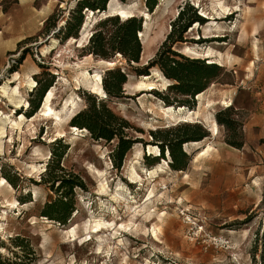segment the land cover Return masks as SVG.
<instances>
[{
	"label": "rangeland",
	"instance_id": "374dc122",
	"mask_svg": "<svg viewBox=\"0 0 264 264\" xmlns=\"http://www.w3.org/2000/svg\"><path fill=\"white\" fill-rule=\"evenodd\" d=\"M13 1L0 0V117L9 120L0 138L2 259L10 264H261L264 0H156L152 12H148L144 0L112 1L115 6H132L128 16L143 20L142 36L138 35L143 54L138 66L155 55L182 8H196L205 20L188 28L184 33L186 42L177 44L175 50L199 59L204 58L185 51L184 46L199 47L201 54L211 50L213 63L223 67L224 73L200 100L194 98L193 110L185 108L178 118L164 116L165 105L153 93H165L169 85L158 69L148 70L145 81L143 76L134 75L119 55L110 60L113 65L109 66L83 54L82 48L95 32V23L109 15L116 16L113 12L84 13V31L80 35L81 27L77 38L82 45L77 46L44 29L51 15L49 25L55 22L56 28L63 27L76 0H35L32 12L36 18L32 22L24 19L25 12L15 13ZM5 7L8 10L4 13ZM21 35L26 37L15 42ZM48 46L53 49L43 53ZM112 68L127 74L123 98L119 100L104 98L103 91L92 89L94 75L102 78ZM48 74L54 75L51 107L59 118L33 114L31 122L27 113L31 109L28 103L35 99L32 91L37 81L48 79ZM86 74L90 77L87 81ZM17 86L19 109L11 107L7 97ZM83 93L105 101L134 127L129 136L142 140L133 144L120 170L112 168L110 144L94 141L87 131L69 126L71 117L84 107ZM227 98L230 106L220 102ZM65 103L66 110L62 111ZM41 105L42 102L39 109ZM229 107L242 124L244 145L240 150L224 142V128L215 124V114ZM20 115L25 119L20 128L14 127L10 120L19 122ZM183 123H198L208 131L209 136L200 142L211 145L213 150L197 159L199 149L189 142L181 146L187 156L183 171L169 167L171 157L166 149L164 159L148 167L145 157L159 154L158 150L147 153L148 145L157 147L149 132ZM212 124L215 135L210 132ZM55 140L67 145L62 164L67 171L81 176L86 188L76 190L75 211L63 226L39 216V208L47 196H52L39 180ZM159 165L162 173L150 175ZM4 176L17 187L13 188ZM150 191L153 197L148 199ZM27 194L31 202L21 204L19 197ZM148 211L153 214L152 221L146 218ZM95 223L105 225L97 234L92 228ZM152 226L156 234L151 232ZM15 237L22 238L30 251L14 248L11 239Z\"/></svg>",
	"mask_w": 264,
	"mask_h": 264
},
{
	"label": "trees",
	"instance_id": "16d2710c",
	"mask_svg": "<svg viewBox=\"0 0 264 264\" xmlns=\"http://www.w3.org/2000/svg\"><path fill=\"white\" fill-rule=\"evenodd\" d=\"M110 0H76L75 6L69 10L68 19L64 26L56 28L52 21V15L44 22L45 31L51 30L53 36L61 41L70 38H78V33L84 22V13H101L106 10ZM126 3L128 0H118ZM17 0L13 1V5ZM148 12H152L157 5L156 0H144ZM5 7L3 12H7ZM87 11V12H86ZM205 20L198 15L195 8H183L178 12L171 24V29L165 40L158 48L155 55L143 66H138L142 52L139 32L142 31V18L130 16L121 19L118 16H108L95 23V32L90 36L88 43L82 48L85 56H92L98 60L110 61L115 55L125 60L130 71L136 76H147L148 70L156 68L161 75L168 80L166 92L153 91L165 107H184L190 110L195 108L196 96L204 92L215 80L223 75L224 69L216 63H209L204 59L190 58L175 50L177 44L185 43L184 33L194 24L204 23ZM30 38L26 39L29 40ZM24 40V41H26ZM22 42L18 44L21 45ZM136 65V66H135ZM127 81V74L119 68H112L105 72L101 78V88L104 98L119 100L123 98V85ZM54 82V75L48 74V79L41 83L36 82L32 91L34 100L28 103L30 111L28 117L37 112L47 90ZM34 93V94H33ZM84 107L74 114L69 120V126L88 132L94 141H103L111 145L110 161L112 168H122L125 155L134 143L140 142V138L133 139L129 132L134 127L123 117L116 115L105 101L99 100L95 95L82 94ZM217 125L224 128V142L237 150L242 149L243 134L242 124L235 118L233 108L229 107L217 112L214 116ZM142 133V131H138ZM150 137L157 143L158 156L145 157L146 165L151 167L164 159V149L171 157L169 167L173 171H183L186 167L187 156L181 150L183 144L200 142L209 136L208 131L198 123H183L170 129H157L149 132ZM146 146V145H144ZM67 151V145L61 140L52 142L49 161L39 183L47 187L52 196H47L39 208V216L53 221L59 225H66L76 206V190L85 191L84 180L81 176L67 171L62 164V159ZM4 178L16 188V183L7 176ZM21 204L31 202L29 194L19 197ZM14 248L29 252L28 244L20 237L11 239ZM16 257L17 254H15ZM21 258V257H19ZM2 259L0 264H10ZM13 263V262H12ZM15 263V262H14ZM264 264V255L262 262Z\"/></svg>",
	"mask_w": 264,
	"mask_h": 264
},
{
	"label": "bare ground",
	"instance_id": "6f19581e",
	"mask_svg": "<svg viewBox=\"0 0 264 264\" xmlns=\"http://www.w3.org/2000/svg\"><path fill=\"white\" fill-rule=\"evenodd\" d=\"M55 1V0H54ZM112 1L113 0H110L109 2H108V4H107V10L106 11H103V12H101L102 13V15H106L107 14V12H113L116 16H118V17H122L123 19L125 18V17H127L128 15H129V13L131 12V9H132V6H130V5H113L112 4ZM87 12V11H86ZM89 14H91V12L89 13ZM92 14H93V12H92ZM98 14H100V12L98 13ZM110 16V15H109ZM145 16L146 17H148V14H145ZM129 17V16H128ZM211 19V18H210ZM215 20V19H214ZM85 26V24L83 25V27ZM82 27V30H81V32H80V35L83 33V31H84V28ZM161 29H163V28H161ZM193 29H194V27H193ZM192 28H191V31L193 30ZM195 30V29H194ZM164 31V30H163ZM167 31V30H166ZM169 31V30H168ZM90 35V34H89ZM159 35H160V33H159ZM139 36H142V31L141 32H139ZM163 36V35H162ZM87 39H88V37L86 38V42H87ZM152 40V39H151ZM148 41V40H147ZM53 42H55V40H53ZM68 42L70 43V42H72V43H77V46H81L82 44H81V42H80V40L79 39H74V38H70V39H68ZM145 43H147L146 41H145ZM145 43L144 42H142V46L144 47V46H146L145 45ZM149 43H151V42H149ZM148 43V44H149ZM150 46V45H149ZM53 48H52V46H48V47H46L44 50H43V53H47V52H49L50 50H52ZM184 50L185 51H188V52H191V53H193V54H195L196 56H198V57H203L204 59H206V60H208V62L209 63H213V61H212V56H211V50L210 51H207L206 53L204 52V53H199L200 51H199V47H188V46H184ZM183 50V51H184ZM185 53V52H184ZM142 54H143V52H142ZM142 54H141V56H142ZM213 54V53H212ZM144 58V57H143ZM142 58V59H143ZM99 62H101V63H104V64H106V65H113V62H110V61H104V60H99ZM215 63V62H214ZM92 78V77H91ZM143 78V80H147L148 79V77H146V76H143L142 77ZM84 79L87 81V80H89L90 79V77H89V75L88 74H86L85 76H84ZM83 80V79H82ZM93 80H94V83L92 84V89H93V91H96L97 93L98 92H102V89H101V85H100V82H101V76L99 75V74H96V75H94V78H93ZM142 80V79H141ZM143 82V81H142ZM31 89H32V87H33V85L32 84H34V81L32 80L31 82ZM143 85H147V84H145V83H142ZM138 87H141V86H138ZM145 87V86H144ZM53 89L54 88H52V87H50L48 90H47V92L45 93V95H44V98H43V100H42V105H41V108L36 112V113H34L35 114V116H36V114H43V115H54L55 117H57V118H59L58 117V114L53 110V108L51 107V101H52V98H54L53 97V92L55 91H53ZM12 91H11V95L10 96H7L8 97V101L11 103V107H13V108H15V109H19L20 107H21V100H19V99H17L18 97V94H19V88H18V86L17 87H15V88H13V89H11ZM3 93L4 94H6V90H3ZM9 94V93H8ZM202 95H203V92H201V93H199L197 96H196V99H198V100H200L201 99V97H202ZM228 99V98H227ZM223 105H225V106H230L231 105V100L230 99H228V100H226L225 101V99L224 100H221L220 101ZM73 103V102H72ZM75 103V102H74ZM71 104V103H70ZM72 105V104H71ZM66 106H67V103H65L64 105H63V108H62V111H65L66 110ZM69 106V105H68ZM184 107H178V108H173V107H164V116H167V117H169V118H178V117H182V112L184 111ZM61 111V112H62ZM187 112V111H186ZM59 113V112H58ZM63 113V112H62ZM0 114H3V113H1L0 112ZM190 114V113H189ZM30 118V121L32 122L33 121V119H35V117H33V115L32 116H30L29 117ZM184 118H185V116H184ZM19 122H15V121H12V120H10V123L12 124V125H14V127L16 126L17 128H20L19 126H20V123H21V121L22 120H24L25 119V117L23 116V115H20L19 116ZM55 119V118H54ZM59 120V119H58ZM0 138H2V136L4 137V133H5V124H6V122L7 121H9L8 120V118H7V120H6V118H5V121H4V119H2L1 117H0ZM184 121V120H183ZM8 123V122H7ZM216 124V123H215ZM7 127V126H6ZM73 129H77V128H75V127H72ZM16 129V128H15ZM22 130V129H21ZM210 132L213 134V135H215L216 134V127H215V125H211L210 126ZM191 145H193L196 149H199V152L196 154V158L198 159V157H200V156H203V155H205V154H207V153H209L210 151H212L213 150V148H212V146L211 145H209V144H204V145H202L201 144V142H192V143H190ZM0 145H1V141H0ZM145 149V148H144ZM158 150V148L157 147H155V146H147V153L148 154H153V152H155V151H157ZM159 172H161L162 173V166H157V168L155 169V170H153L151 173H150V175H157ZM134 174H136V175H138L140 178H141V175H139L138 173H135L134 172ZM138 177V178H139ZM143 181V180H142ZM149 198L148 199H150L151 197H153V191H150L149 192V196H148ZM153 217V214L150 212V211H148V213H147V216H146V218L148 219V221L151 219ZM159 219L161 218L159 215L157 216ZM146 219V220H147ZM150 221H152V220H150ZM96 224V223H95ZM105 227V225H102V224H100V223H97L95 226H93L92 228L94 229V233L95 234H97V232L98 231H102V229ZM151 232H153L154 234H156V228H155V226H152V231Z\"/></svg>",
	"mask_w": 264,
	"mask_h": 264
},
{
	"label": "crops",
	"instance_id": "0c3cea01",
	"mask_svg": "<svg viewBox=\"0 0 264 264\" xmlns=\"http://www.w3.org/2000/svg\"><path fill=\"white\" fill-rule=\"evenodd\" d=\"M34 1L35 0H17V3L14 5L15 6V13L17 12H25V20H28L29 22H32L33 19L36 18V14L33 13L32 11H35L34 9ZM26 36L21 35L18 36L15 42L20 41L21 39H24Z\"/></svg>",
	"mask_w": 264,
	"mask_h": 264
}]
</instances>
